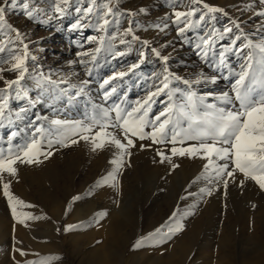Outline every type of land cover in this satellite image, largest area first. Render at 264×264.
<instances>
[{"label": "rangeland", "instance_id": "1", "mask_svg": "<svg viewBox=\"0 0 264 264\" xmlns=\"http://www.w3.org/2000/svg\"><path fill=\"white\" fill-rule=\"evenodd\" d=\"M80 2L84 7L87 6V0ZM172 2L174 0H119L118 7L126 12L136 13L132 17L136 35L141 40L150 41L152 47L160 48L168 41H173L171 46L162 49V54L169 56L167 66L171 72L184 78H195L201 71L208 76L219 75L221 78L216 84L195 85L196 90L201 94L229 91L235 77L225 79L229 69L218 73L214 67L207 66L201 60L194 47L197 32L188 33L194 42L189 44L177 37L175 27L171 24L164 32L154 27L161 24L166 14L172 11ZM204 2L209 6L222 8L226 13L213 14L215 19L210 23L217 29L223 30L230 26L231 20L239 17L245 22L244 28L249 37L255 41L260 40V21L249 20L247 14L241 16L237 11L245 0ZM24 3H28L33 10L31 18L22 7ZM142 8L147 9V13L140 12ZM181 10H185L184 5H181ZM76 17L77 14L71 9L61 17L55 11L54 0H15L7 12L8 22L20 30L24 43L28 44L29 55L34 58L28 61L30 71L38 69L51 75L53 80L67 79L77 87L81 86V81H89L84 86L86 95L78 98L73 106H66L62 101L55 105L56 111L46 103L37 105L32 110L46 116L48 121L82 120L84 114L91 111L90 107H86L89 99L95 103L103 102L100 89L102 81L116 72L127 71L135 63L140 64L139 68L134 74L124 77L120 84L127 93L129 102L143 99L153 74L163 70L162 62L139 43L132 45L129 55L113 60L108 51L101 47L98 39H88L105 35L104 33L94 27L72 30L71 24ZM128 26V19L122 17L121 31ZM205 30L207 29L198 31ZM105 39L107 40V36ZM221 43L227 44L228 41ZM116 44L123 49L124 46L119 45L118 40ZM97 47H101V51L95 54L96 61L91 62V57L87 54L93 53ZM141 50L146 55L142 63L138 59ZM81 53L85 55H80ZM81 60L89 63L81 64ZM228 62L231 70L239 71L243 59L229 55ZM88 68L92 69L91 76L86 74ZM14 75L6 73L8 78H13ZM59 87L66 88L68 85ZM39 91L33 86L31 95L36 96ZM71 91L74 92L75 89ZM208 99L211 101L212 98ZM162 101L166 102L167 97L157 98L150 117L163 110ZM23 104L21 101L20 105ZM20 127H23V123ZM7 131L0 130V133L6 136ZM54 138L62 137L57 135ZM19 141L20 138H17L13 143ZM65 143L68 144L67 147L54 144V154L42 164L18 165V176L12 179L11 192L24 202V205H17V212L45 219L43 226L47 232L42 239L33 237L23 244L13 242L14 231L21 227L34 233L40 219L18 222L12 215L11 205L0 186V264H16V261L23 264L25 260L35 261L37 264H100L101 259L95 255L103 254L104 247L107 248L108 244H111V250L119 264H264V192L253 182H247L243 188L230 182L227 196L221 187L213 191L212 195L201 198L199 190L211 185L205 180L193 181L202 172L206 161L200 158L172 157L173 162L179 164L178 168L172 170L168 163L158 162L159 157L154 150L155 147H160L167 152L171 145H159L145 150L136 147L132 149L130 157H125V166L119 173L121 178L117 186L120 191L116 201L114 199L111 202L108 196L116 186H111V182L98 186L97 182L114 167L109 161L114 158L116 149L93 152L90 142L80 140L77 144H71L70 139H67ZM139 143L141 142L137 141V145ZM143 143L147 144L149 141ZM181 146L185 145L177 144V147ZM88 192L92 194L86 195ZM188 192L194 195L182 200L181 197ZM77 195L82 199L73 201L72 198ZM56 202L61 205V212L53 217L51 211ZM193 205H196L194 209ZM177 209L181 212L194 211V214L183 219L182 232L163 243H156L153 239L140 248L134 247L141 238L155 233L166 222L171 223L169 217ZM105 211L119 215L120 228L115 234L111 235L104 229L102 219L99 222L95 220L98 213ZM21 219L24 217L21 216ZM67 225L80 226L66 231ZM161 230L166 231V228ZM17 249H23L27 255L21 256ZM48 257L54 259H47Z\"/></svg>", "mask_w": 264, "mask_h": 264}, {"label": "snow or ice", "instance_id": "2", "mask_svg": "<svg viewBox=\"0 0 264 264\" xmlns=\"http://www.w3.org/2000/svg\"><path fill=\"white\" fill-rule=\"evenodd\" d=\"M14 2L15 0H0V54H6L0 55V130H8L6 136L0 133V186L11 205L12 215L18 222L42 218L17 212V205H24L11 192L12 179L18 176V165L42 164L54 154L53 145L67 147V139H70L71 144H77L80 140L90 142L93 152L116 149L114 158L109 161L114 167L97 182L98 186L110 182L111 186H116L117 176L125 166V157L132 155L133 148L145 150L168 144L171 147L167 152L160 147H155L154 150L159 157L158 162L168 163L172 170L179 167L172 157L200 158L206 161L202 172L193 181L205 180L211 185L199 190L201 198L212 195L213 191L221 187L227 196L230 182L243 188L251 181L264 192V0H245L237 9L241 16L247 14L249 20L260 21L259 30L262 35L259 41L249 37L244 28L245 22L239 17L231 20L230 26L223 30L217 29L210 23L215 19L213 14L226 13L222 8L209 6L204 0H174L172 11L166 14L161 24L154 25L160 32H164L171 24L175 27L177 37L189 44L194 42L188 33L197 32L194 47L201 60L207 66L214 67L218 73L229 69L225 79L235 77L230 90L219 94H201L195 88L199 84H216L221 78L219 75L208 76L201 71L195 78H184L171 72L167 66L169 56L163 55L162 49L171 46L173 41L155 48L150 41L141 40L134 30L135 21L132 17L136 13L121 10L118 7L119 0H87L86 7L80 0H54L55 11L61 17L69 9L77 14L75 22L71 24L73 31L94 27L105 34L88 39H98L101 47L108 51L113 60L129 55L132 45L139 43L142 48L150 50L163 66L161 72L153 74L143 99L132 102L127 100V93L122 90L120 81L129 74H134L139 63L132 64L127 71L116 72L104 79L100 84L103 102L95 103L89 99L86 107H90L91 111L86 112L84 118L78 121H48L46 116L32 111L37 105L45 103L54 111L55 105L62 101L66 106H73L78 98L86 95L84 86L89 81H81V86L77 87L67 79L53 80L51 75L38 69L30 71L28 61L34 58L29 55L28 44L24 43L20 30L7 20L8 9ZM181 5L185 6V10H181ZM22 7L31 18L33 10L29 4L24 3ZM139 11L147 13L145 8ZM122 17L128 19L129 25L123 31L120 29ZM204 28L207 30L198 31ZM117 40L119 45L124 46L123 49L118 47ZM225 40L228 41L227 44L221 43ZM101 47L87 54L91 57V62L96 61L95 54L101 51ZM229 55L243 59L239 71L230 69ZM138 59L141 63L146 59L144 51L139 52ZM79 63L87 64L89 61L81 60ZM6 73L15 75L8 78ZM86 74L91 76L92 69H86ZM59 85L68 87L61 88ZM33 86L40 90L36 96L31 95ZM72 89L75 91L72 92ZM160 97H167L166 102L162 101L164 108L150 117L152 106ZM209 97L212 98L211 101ZM21 101L24 102L23 105H20ZM14 104L18 106L13 107ZM21 123L23 127H20ZM57 135L62 138L55 139ZM17 138L20 141L13 143ZM137 141L141 143L137 145ZM144 141L149 143L145 144ZM189 141L197 143H187ZM177 144L185 146L177 147ZM192 195L194 194L188 192L181 199L185 200ZM72 199L76 201L82 197L77 195ZM195 207L196 205L192 206L193 209ZM253 207L256 205L253 204ZM192 214L194 211L181 212L177 209L169 217L171 223L166 222L155 233L141 238L134 247L140 248L153 239L156 243L170 240L184 230L183 219ZM106 215V211L98 213L96 222ZM21 216L24 217L23 220ZM79 226L67 225L65 230L71 231ZM163 228L166 231H162ZM16 251L21 256L27 255L23 249ZM16 264H20V261H16ZM23 264L37 262L25 260Z\"/></svg>", "mask_w": 264, "mask_h": 264}, {"label": "bare ground", "instance_id": "3", "mask_svg": "<svg viewBox=\"0 0 264 264\" xmlns=\"http://www.w3.org/2000/svg\"><path fill=\"white\" fill-rule=\"evenodd\" d=\"M120 178H121V176L118 174L116 187L110 192V194L108 196L109 201L114 200V199L116 201V198L118 197V193L120 190L117 189V186H118ZM111 202H114V201H111ZM60 212H61V205L58 202H56L52 211H51V215L54 217V216L59 215ZM102 220L103 221H101V222L104 224V225L102 224L104 226V229L107 232H109L111 235L115 234L119 230L120 220H119L118 214H113L112 211L111 212L109 211V212H107V215ZM45 223H46L45 219L41 218L38 221V225L35 227L34 233H29L28 230L21 229V227H20V229L16 230V232L14 231L15 238H13L14 239L13 242H15L17 244H23L25 242H28L33 237H34V239H42V236H44L45 233L47 232L46 227L43 226ZM1 226L2 225L0 223V227ZM110 245L111 244H108V247L106 245L107 248L104 247L105 251L103 250L104 251L103 254H99V253H97L96 255L94 254L97 258L101 259L100 264H119L117 262V258L114 256L113 251L111 250ZM101 255H103L102 256L103 259L100 257Z\"/></svg>", "mask_w": 264, "mask_h": 264}]
</instances>
